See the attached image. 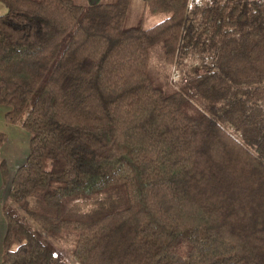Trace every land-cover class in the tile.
Returning <instances> with one entry per match:
<instances>
[{
    "label": "trees",
    "instance_id": "obj_1",
    "mask_svg": "<svg viewBox=\"0 0 264 264\" xmlns=\"http://www.w3.org/2000/svg\"><path fill=\"white\" fill-rule=\"evenodd\" d=\"M0 3V105L31 135L0 161L2 264L70 237L79 264H264V0H145L147 29L131 0ZM157 45L202 72L159 88Z\"/></svg>",
    "mask_w": 264,
    "mask_h": 264
},
{
    "label": "rangeland",
    "instance_id": "obj_2",
    "mask_svg": "<svg viewBox=\"0 0 264 264\" xmlns=\"http://www.w3.org/2000/svg\"><path fill=\"white\" fill-rule=\"evenodd\" d=\"M79 5H92L93 2H96L94 0H73ZM107 1V0H102ZM7 12V8L4 4L0 3V16L4 15ZM168 17V14H157V15H150L147 11V7L145 4V0H131V4L128 11L127 16V25L128 26H140L142 28H151L155 26L156 24L160 23L164 19ZM151 64H150V70L151 75L154 78V80L157 83V86L161 89L167 90L169 88V83L172 87H176L177 82L183 77V76H189L191 74H196L202 72L199 67H192L187 65L183 70H180L178 67H174L168 64H165L162 62L163 60V53L160 46H154L151 48ZM167 75L170 77V81L168 83ZM9 109L7 106H3ZM4 119V117H3ZM7 124V123H6ZM20 127V126H19ZM22 129V128H21ZM29 134L28 132H26ZM26 144H24L25 147ZM29 147V141L26 145ZM1 147V146H0ZM27 160V159H26ZM24 164V163H23ZM18 167L12 164L9 166V171L11 174H13ZM4 186L2 188L3 194L8 191V185H2ZM1 187V185H0ZM117 197H115L116 199ZM117 201H120V199H116ZM87 206L93 207L96 206L95 202L87 201ZM73 237L70 238H62L59 242L56 240H51V242L54 243L58 250V259L63 264H79L71 255L70 248L73 244Z\"/></svg>",
    "mask_w": 264,
    "mask_h": 264
},
{
    "label": "crops",
    "instance_id": "obj_3",
    "mask_svg": "<svg viewBox=\"0 0 264 264\" xmlns=\"http://www.w3.org/2000/svg\"><path fill=\"white\" fill-rule=\"evenodd\" d=\"M94 1L96 2H93V4H96L101 2L102 0ZM9 110L10 109L3 107V105H0V132L4 133L7 136V142L0 147V161L6 160L9 166L14 164L17 167H20L23 163H25L29 155L31 135L23 128L21 129V127L19 126L10 125L6 122L5 116ZM26 132H28L29 134H27ZM28 141L29 147L26 146L28 144ZM24 144H26L25 147ZM13 174H11V176ZM3 184L4 182L0 170V264H2L3 242L7 231V222L3 214V205L7 199L8 191L3 194Z\"/></svg>",
    "mask_w": 264,
    "mask_h": 264
}]
</instances>
